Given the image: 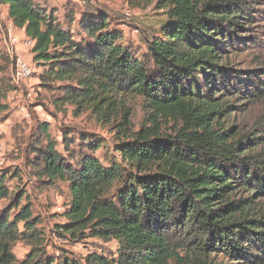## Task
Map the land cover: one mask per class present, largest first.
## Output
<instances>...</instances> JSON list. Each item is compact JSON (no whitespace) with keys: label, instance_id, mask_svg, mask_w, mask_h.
<instances>
[{"label":"trees","instance_id":"1","mask_svg":"<svg viewBox=\"0 0 264 264\" xmlns=\"http://www.w3.org/2000/svg\"><path fill=\"white\" fill-rule=\"evenodd\" d=\"M155 1L166 17L146 41L147 66L102 12L58 17L36 0H0L6 19L34 40L31 61L43 68L39 85L50 102L116 121L122 134L114 145L119 160L107 164L96 154L100 141L85 138L77 152L63 135L60 149L46 122L31 144L34 176L67 184V203L57 212L64 221H54L53 232L114 240V255L89 252L81 262L48 253L30 201L7 185L19 173L4 165L0 264H15L17 241L29 246L23 264H264V115L247 131L226 125L232 105L214 95L216 86L240 78L225 53L253 22L250 3ZM253 86L264 95L263 79ZM127 97H140L147 112L137 130L128 110L117 112Z\"/></svg>","mask_w":264,"mask_h":264},{"label":"rangeland","instance_id":"2","mask_svg":"<svg viewBox=\"0 0 264 264\" xmlns=\"http://www.w3.org/2000/svg\"><path fill=\"white\" fill-rule=\"evenodd\" d=\"M45 5L47 11H54L61 17L64 13L72 11L78 16L81 11L102 12L107 16L109 27L117 29L121 34V41L128 45L133 53L152 66V61L146 56V41L158 34L160 26L165 20L164 10L157 8L155 0L138 1L130 3L128 0H36ZM251 6L253 22L245 31H241V39L236 40L232 47L227 48L226 64L240 78L233 80V86H216L215 96L223 94L228 101L231 113L226 117L225 124L232 125L241 131L254 127L255 123L264 115V95H256L253 82L264 80L262 70L264 67V0H247ZM5 7L0 6V103L6 108L0 109V145L5 150V167L17 171L19 178L8 180L10 191L23 190L24 197L30 201L32 213L38 215L40 227L44 231L48 253L55 255H69L83 262V257L89 252L101 253L105 256L114 255L117 244L114 240L103 241L98 238H88L82 241H73L58 237L52 227L55 222H62L64 218L57 212L62 209L68 200L66 183L59 182L49 185L34 176L32 167L33 155L31 144L35 143L38 124L48 123V131L61 149L63 135H67L73 142L68 146L77 152L84 149L85 138L90 141L98 140L103 144L96 154L107 164L110 158L119 160L114 145L118 143L122 134L113 128L112 123L104 124L97 121L95 114L85 110L75 115L70 105L55 106L51 103V92L40 87L41 66L27 59L33 67L32 78L28 81L38 92L31 103L26 101L27 86L14 87L11 84L12 58L7 51L6 28L7 19L1 15ZM65 15V14H64ZM21 37V31L16 29ZM27 54L29 55V51ZM254 72L253 74L251 73ZM210 89H213L210 87ZM219 96V97H220ZM30 110V119L26 120L18 110V104L25 102ZM37 101V102H36ZM140 97H127L122 106H117V112L128 110L129 127L139 129L147 118V112L141 105ZM25 103V104H26ZM118 117V115H117ZM114 119V118H113ZM112 121V120H111ZM150 125V123H147ZM12 166L13 168H11ZM16 168V169H15ZM24 199L21 203H24ZM8 203V199L0 200V207ZM29 246L23 241L15 242L13 252L16 256L15 264H23Z\"/></svg>","mask_w":264,"mask_h":264},{"label":"built area","instance_id":"3","mask_svg":"<svg viewBox=\"0 0 264 264\" xmlns=\"http://www.w3.org/2000/svg\"><path fill=\"white\" fill-rule=\"evenodd\" d=\"M6 28V44L7 51L12 58V75L11 80L12 83L16 87H20V85L24 84L27 86V90L24 93L26 101L31 103L35 98H37L38 92L35 90L34 86L28 83V81L32 78L33 67L27 57L21 53L20 49H18L19 44H22L29 52L34 45V40L27 37H20L16 33V28L12 25L11 21L7 22ZM25 102H20L18 104V110L22 113V116L26 119H30V110L28 108V104ZM26 103V104H25ZM5 150L2 145H0V167L5 165ZM62 208L60 206L57 207V211H61ZM58 255V251L55 252Z\"/></svg>","mask_w":264,"mask_h":264},{"label":"crops","instance_id":"4","mask_svg":"<svg viewBox=\"0 0 264 264\" xmlns=\"http://www.w3.org/2000/svg\"><path fill=\"white\" fill-rule=\"evenodd\" d=\"M1 15L3 16H5L6 17V7L4 8V10L2 11V8H1ZM9 20H7V22H8ZM18 30H20V29H18ZM21 31V33H20V35H21V37L22 36H24L25 34H24V32L22 31V30H20ZM18 49H20V51H21V53L22 54H24L26 57H28V56H31L32 54H31V52H29V55L27 54V49L22 45V44H19V46H18ZM29 58V57H28Z\"/></svg>","mask_w":264,"mask_h":264}]
</instances>
